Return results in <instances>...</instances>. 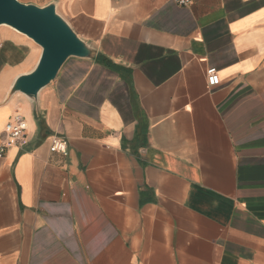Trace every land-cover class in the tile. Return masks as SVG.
<instances>
[{
    "label": "crops",
    "instance_id": "1",
    "mask_svg": "<svg viewBox=\"0 0 264 264\" xmlns=\"http://www.w3.org/2000/svg\"><path fill=\"white\" fill-rule=\"evenodd\" d=\"M19 1L97 56L7 98L40 47L0 26V264H264V0Z\"/></svg>",
    "mask_w": 264,
    "mask_h": 264
},
{
    "label": "water",
    "instance_id": "2",
    "mask_svg": "<svg viewBox=\"0 0 264 264\" xmlns=\"http://www.w3.org/2000/svg\"><path fill=\"white\" fill-rule=\"evenodd\" d=\"M5 25L40 47L35 66L18 75L7 98L19 92L37 104L39 92L51 84L70 58L94 59L96 49L84 41L58 12L56 1L43 6L19 0H0V26Z\"/></svg>",
    "mask_w": 264,
    "mask_h": 264
},
{
    "label": "built area",
    "instance_id": "3",
    "mask_svg": "<svg viewBox=\"0 0 264 264\" xmlns=\"http://www.w3.org/2000/svg\"><path fill=\"white\" fill-rule=\"evenodd\" d=\"M179 5H187L189 0H174ZM219 76L216 68L208 67L206 69V81L209 86H215L219 83ZM27 124L22 115L16 114L4 126V139L0 144V155L5 151V148L10 145L22 146L28 141L26 132ZM50 149L52 151H66V140L61 137H54L51 141Z\"/></svg>",
    "mask_w": 264,
    "mask_h": 264
},
{
    "label": "trees",
    "instance_id": "4",
    "mask_svg": "<svg viewBox=\"0 0 264 264\" xmlns=\"http://www.w3.org/2000/svg\"><path fill=\"white\" fill-rule=\"evenodd\" d=\"M37 121H38V126L41 128L42 123H41V121L39 120V118H37Z\"/></svg>",
    "mask_w": 264,
    "mask_h": 264
}]
</instances>
